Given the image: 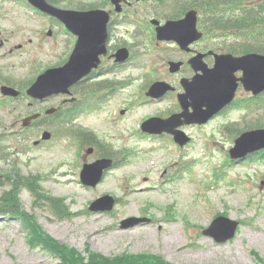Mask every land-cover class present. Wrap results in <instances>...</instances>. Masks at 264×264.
Returning <instances> with one entry per match:
<instances>
[{
  "label": "rangeland",
  "instance_id": "374dc122",
  "mask_svg": "<svg viewBox=\"0 0 264 264\" xmlns=\"http://www.w3.org/2000/svg\"><path fill=\"white\" fill-rule=\"evenodd\" d=\"M6 16L8 18H4ZM0 29L4 38L10 40L11 46L17 44L20 37L33 40L23 49L11 54L7 51L3 54L4 50L0 49L2 78L21 85L24 84L22 81L27 79V74L37 75L44 68L29 72L32 59L53 63L50 52L52 41L45 34L38 32L42 25L39 21L32 20L20 4L0 0ZM63 37V34L58 35V46ZM238 39V43L253 40L240 37ZM7 107L10 113L0 105V125L10 132L11 123L15 118L12 105ZM24 108L22 112L27 114L29 109ZM105 113L108 116L107 110ZM94 115L82 114L79 116V122L96 130L106 141L110 139L114 143L110 146L115 150L123 152L135 147L143 152L126 155L121 153L122 157L117 156L118 162L114 167L106 171L105 179L93 188L83 187L76 181L81 164L97 158L86 155L85 151L76 159L72 147L60 146L55 149L43 145L41 149L31 148L25 153L19 152L15 156L12 154L9 159H1L3 156H0V173L8 172L12 167L11 160L16 157L14 166L20 175H41L43 180L40 184L43 190L50 195L65 198L74 213V216L67 220H59L47 207L33 208L32 198L28 192L22 190L19 194L22 208L33 214L43 230L60 243L75 247L84 255L85 246L88 245L91 250L108 256L124 252L158 254L173 264H260L251 253L254 250L264 263V182L261 183L264 181V160L258 164L236 162L227 165L224 169L226 177L217 180V189L214 192L206 189L204 194L198 192V180L189 182V171L184 162L180 161V173L176 181L154 188L152 181L161 182L163 169L176 159L168 149V142L158 143L129 135L132 132L136 135V131L131 128L133 116L119 118L115 125L106 126L101 123L102 117L93 118ZM259 117L264 118V111ZM248 118L250 117L242 115L238 110H231L211 122L205 127L210 136V147H220L219 142H224L222 152H225L230 142L218 124L235 123L242 128V123ZM252 118L257 119L256 114L251 116ZM117 134L121 138H118ZM192 134L196 140L194 145H190L194 148L191 156L195 160L199 159L195 161V175L205 180L204 171L210 173V167L202 155V135L198 130ZM10 138L11 135L5 136L4 148L7 146V150L15 151L18 148L15 137ZM152 148L154 149L150 151ZM221 155L218 152L215 160V155L212 157L213 161H217ZM150 160H153L154 164H151ZM227 162V156L220 160L222 165ZM143 175L147 176L145 180H141ZM8 187L9 185H5L2 190ZM132 188L140 191L135 193ZM104 194L117 197L114 209L110 212H89V203ZM167 206H170V214L174 216L172 219L163 217ZM218 212H224L232 219L241 221L235 236L220 243L201 234V227L208 226ZM142 214L152 217L151 222L130 229L119 228V221L123 217ZM27 237L28 230L17 219L8 216L0 218V264L59 263L58 259L41 248L30 247Z\"/></svg>",
  "mask_w": 264,
  "mask_h": 264
},
{
  "label": "trees",
  "instance_id": "16d2710c",
  "mask_svg": "<svg viewBox=\"0 0 264 264\" xmlns=\"http://www.w3.org/2000/svg\"><path fill=\"white\" fill-rule=\"evenodd\" d=\"M0 211H3L2 206H0ZM31 231L32 239L42 243L47 249L54 250L56 255L60 258L61 264H170L157 256L154 257L148 254H125L108 258L95 252L88 251V256L83 257L75 249L59 245L55 240L42 232L34 221Z\"/></svg>",
  "mask_w": 264,
  "mask_h": 264
},
{
  "label": "flooded vegetation",
  "instance_id": "af4514ba",
  "mask_svg": "<svg viewBox=\"0 0 264 264\" xmlns=\"http://www.w3.org/2000/svg\"><path fill=\"white\" fill-rule=\"evenodd\" d=\"M184 54V53H183ZM186 61H187V59H184V57L182 56V59H181V67H180V69L181 68H183L184 66H185V64H186ZM184 72H185V70L184 69H182V75H184ZM173 73H170V75H172ZM187 74H189L188 72H187ZM173 75H175V77L176 78H178V73H174Z\"/></svg>",
  "mask_w": 264,
  "mask_h": 264
},
{
  "label": "bare ground",
  "instance_id": "6f19581e",
  "mask_svg": "<svg viewBox=\"0 0 264 264\" xmlns=\"http://www.w3.org/2000/svg\"><path fill=\"white\" fill-rule=\"evenodd\" d=\"M137 195H139V193Z\"/></svg>",
  "mask_w": 264,
  "mask_h": 264
}]
</instances>
